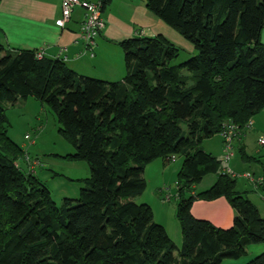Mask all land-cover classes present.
Returning <instances> with one entry per match:
<instances>
[{
  "label": "trees",
  "instance_id": "16d2710c",
  "mask_svg": "<svg viewBox=\"0 0 264 264\" xmlns=\"http://www.w3.org/2000/svg\"><path fill=\"white\" fill-rule=\"evenodd\" d=\"M145 1L195 55L172 65L179 46L161 34L135 36L119 43L123 78L106 81L79 75L60 58H38L36 49L0 44V264H221L264 242L258 208L200 146L225 122L242 128L264 112V0ZM28 97L54 113L74 147L65 158L89 167L77 198L56 204L35 174L18 167L26 154L7 134L4 108ZM175 155L182 157L179 248L151 206L135 199L146 187L145 167ZM209 173H217L214 183L195 193ZM220 196L235 211L230 227L192 215L195 199ZM245 264H264V251Z\"/></svg>",
  "mask_w": 264,
  "mask_h": 264
},
{
  "label": "crops",
  "instance_id": "0c3cea01",
  "mask_svg": "<svg viewBox=\"0 0 264 264\" xmlns=\"http://www.w3.org/2000/svg\"><path fill=\"white\" fill-rule=\"evenodd\" d=\"M61 1L0 0V44L8 49H36L47 58L62 59L79 75L106 81H119L125 74L123 50L119 44L125 39L161 34L176 45H181L186 49L188 48L192 53L194 52V47L186 39L147 9L145 0H106L102 11L105 26L96 36L94 47L89 49L80 33L84 15L82 8H73L71 17L64 27L56 24V20L61 15ZM260 39L264 44V28L261 31ZM23 100L27 101L28 99ZM250 120L251 125L242 128L241 135L235 139L238 158L234 154L228 166L239 169V171H246L248 166L250 171L258 174L264 170V144L259 143V139L264 137V112L258 113ZM248 129V132L256 130L261 135L257 139V145L249 144ZM240 148H243L247 155L256 159L244 160L239 152ZM220 152L222 155V145H220ZM159 159V161L157 159L147 165L154 164L158 176L165 177L169 171L170 176L174 177L180 170L182 157L180 158L181 161L177 163L176 169L171 163H176V159L174 161H169L167 158ZM41 166L44 164L41 163ZM215 180L216 177L213 181ZM237 184L236 182L235 189L256 205L260 216L264 219V203L258 192L247 185L243 189L238 188ZM160 188L158 187L157 190L160 194L163 193V190L166 191L163 200L166 199L170 202L171 196L168 194L165 184L163 189ZM160 197L163 198L164 196L160 195ZM163 200L161 203H165ZM144 203L152 206L149 201ZM151 208L153 210V206ZM191 213L194 217L206 219L221 228L230 227L235 216L234 209L224 196L212 200L195 199L191 205ZM153 214L155 218L154 210ZM159 217L158 223L164 226L162 217ZM175 224L176 242L174 244L177 246L179 243L182 244V235L177 220Z\"/></svg>",
  "mask_w": 264,
  "mask_h": 264
},
{
  "label": "rangeland",
  "instance_id": "374dc122",
  "mask_svg": "<svg viewBox=\"0 0 264 264\" xmlns=\"http://www.w3.org/2000/svg\"><path fill=\"white\" fill-rule=\"evenodd\" d=\"M177 46L181 48V51L179 55L170 62L172 65L179 64L197 53L195 49L192 53L188 48L186 49L181 45ZM183 73L187 72L183 70ZM27 99V101L19 99L15 104L5 106V115L8 121L7 134L23 148L26 155L30 158H38L44 166L40 167L36 165L34 171H30L25 161V155V157L20 158L17 161L18 167L26 173L32 172L35 174L36 177L49 188L51 196L56 204H60L63 198H77L79 190L83 186L80 179L89 175V167L87 163L83 160L69 161L65 158V155L74 151V147L58 132L59 123L57 122L54 113L47 104L41 103L33 97H28ZM182 128L185 130L184 124L182 125ZM248 131L249 129L247 132ZM25 135H28L29 138L26 139ZM259 136L261 135L256 130L254 132H248L249 144L257 145V139ZM31 140H34L33 144L31 143ZM220 145H222V142L219 134L206 138L200 143L203 150L211 153L219 159L222 157V155H220V153H222L220 152ZM236 145L237 144H235L234 141L233 152L235 157L238 158ZM180 158L181 156L175 155L176 163L171 162L175 169L177 163L181 161ZM159 160L160 159H158V161ZM222 166H224V163H222ZM146 167L144 170L146 187L139 195L140 197L137 196L135 199L139 203L149 201L150 204H152L155 212L154 220L158 222L160 221L159 216L162 217L161 220L166 231L175 243V211L177 201L175 191L177 173L172 177L170 176L169 171H167L165 177H162L161 175L158 176L155 172L154 164ZM232 170L238 175H242L244 172L252 173L248 166L246 167V171H239V169L233 168ZM215 177H217V173H209L205 175L199 183L195 184L194 192L199 193L209 188L214 183L213 180ZM236 182L238 183V188L243 189L245 188V185L250 187L248 181L242 176H237ZM244 182L246 183L244 184ZM164 184L165 188H167L168 194L171 196L170 202L166 199L163 200L166 191L163 190V193L161 194L157 191L158 187L163 189ZM160 195L164 197L161 198ZM162 200L165 201V203L163 202L164 204L161 203ZM161 206L164 207V209H162ZM180 245L181 243L177 246ZM262 251H264V242L249 244L246 247L245 254L238 258L223 259L221 264H245L248 260Z\"/></svg>",
  "mask_w": 264,
  "mask_h": 264
},
{
  "label": "built area",
  "instance_id": "2783aa9c",
  "mask_svg": "<svg viewBox=\"0 0 264 264\" xmlns=\"http://www.w3.org/2000/svg\"><path fill=\"white\" fill-rule=\"evenodd\" d=\"M105 0H62L61 1V15L56 20V24L60 27H64L65 23L70 19L71 12L74 7H80L84 10L83 19L81 22V37L86 43L89 49H92L95 45V38L99 32L104 28L105 23L102 17V11L104 7ZM93 55L92 53H90ZM36 56L41 58L43 56L41 51L36 52ZM251 125V120H248L247 123L242 128H247ZM242 128L233 122H225L222 126L219 136L221 138L223 146L222 162L226 164L223 167L222 171L229 174L231 177L236 178L237 176L244 177L253 190L258 192L260 199L264 203V170L261 173H250L244 172L242 175L236 174L231 167L228 166V163L233 158V142L237 139L241 133ZM25 138L28 139L29 136L25 135ZM31 143H34V140H31ZM261 145L264 144V139H259ZM169 161H174L175 156L167 158ZM27 166L30 171H34L36 165L41 166V162L38 158L31 159L28 155L25 157Z\"/></svg>",
  "mask_w": 264,
  "mask_h": 264
}]
</instances>
